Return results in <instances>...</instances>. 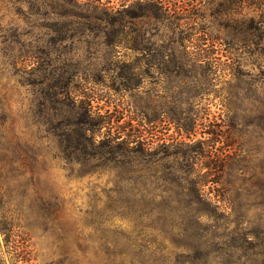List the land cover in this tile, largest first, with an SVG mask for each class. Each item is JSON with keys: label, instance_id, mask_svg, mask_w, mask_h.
<instances>
[{"label": "rangeland", "instance_id": "rangeland-1", "mask_svg": "<svg viewBox=\"0 0 264 264\" xmlns=\"http://www.w3.org/2000/svg\"><path fill=\"white\" fill-rule=\"evenodd\" d=\"M107 1L0 0V111L34 169L1 199L0 264H190L203 241L217 261L263 258L264 2L154 17ZM84 106L104 123H80ZM208 172L223 184L192 203ZM196 211L216 236L194 239ZM242 243L258 246L219 249Z\"/></svg>", "mask_w": 264, "mask_h": 264}, {"label": "trees", "instance_id": "trees-1", "mask_svg": "<svg viewBox=\"0 0 264 264\" xmlns=\"http://www.w3.org/2000/svg\"><path fill=\"white\" fill-rule=\"evenodd\" d=\"M112 0H108V8H110L115 13H126V12H133L135 15H143L145 12L150 13L151 15H154V17H173V16H185L187 13H191L194 10L198 8L200 5L197 0H116V3L111 2ZM264 0H261V3H263ZM135 3L137 6V9L131 10V5ZM144 9V10H143ZM58 97H61L62 92L57 91L56 92ZM84 114H86V120H80V123L85 122L88 125L94 124L95 121L102 124L104 123L102 117L92 118L91 114L89 113V109L87 106H84ZM7 121L8 118L3 114V112L0 111V207L3 205V202L1 199L7 195V193L10 191L12 192L14 189L10 186V182L14 179H18L20 177H26L29 176L33 177L34 169L32 168V162L28 161L26 155L23 156L24 162H19V160H15L16 154H22L26 151L19 146V144L9 136L8 128H7ZM108 122V121H107ZM88 129L89 127H83L79 126V128L76 130V132H79V136H84L87 140L90 142L95 140L94 134L88 135ZM69 136V135H68ZM70 137V136H69ZM79 137V138H80ZM197 151V150H196ZM209 173H205V175H201V177H196L192 179V190L194 191V199L192 200V203L195 204H211V201H209L202 192V187L204 185H207L209 182H212V184L216 183L218 185H222L223 183L219 182V180H215L213 177H209ZM8 183V184H7ZM215 184V185H216ZM221 187V186H220ZM219 187V188H220ZM219 188L217 190H219ZM225 192H230L229 188H226L225 186L222 187ZM218 197L220 195L215 194ZM226 196V194H221ZM227 197V196H226ZM191 213V212H190ZM136 217H150L154 215H159V212H147L144 213L138 212L134 214ZM210 214H207V212L204 211H196L192 212L191 220L192 224L191 226L194 227V239L196 241H201L203 236L205 234H208L210 232H213L211 237L216 236V233L214 231L219 228L217 224H208V221L211 220L212 217L216 216H209ZM224 215V214H221ZM203 217L207 218V222H204ZM219 218V217H218ZM145 227V226H144ZM135 233L138 237L143 236V232L141 230L137 231L135 230ZM132 231V232H134ZM241 234V238L246 242H251L250 240L253 237L256 236L254 231L241 229L238 230ZM130 234V233H129ZM131 235V234H130ZM128 246L129 251L133 252V254H143L146 250L150 249L148 245H145L143 243L137 242L138 240L135 238H132L131 236H128ZM113 244L116 245V242ZM208 241H203L201 243L195 244L194 248L197 247V255L196 260H192L190 264H264V257L260 258L258 256L259 253L249 254L248 252H245V254H242V258L238 256L236 259H228L225 262L217 261L214 259H211L210 256L207 254H204L200 252L201 246L204 245V247H209ZM253 244V243H252ZM258 244L253 245H245L244 243L230 246L227 248H219L221 251H229L231 253L234 252V248L237 249H243L245 251H252L255 247H257ZM186 247V246H185ZM196 250V248H195ZM208 251L212 252L215 251L212 248H208ZM17 253V254H15ZM14 257H21L22 253L20 251H17V246H15L14 251ZM201 254V256H200ZM23 260V258H19V260ZM202 259V260H201ZM186 261L179 262L178 264H185Z\"/></svg>", "mask_w": 264, "mask_h": 264}]
</instances>
